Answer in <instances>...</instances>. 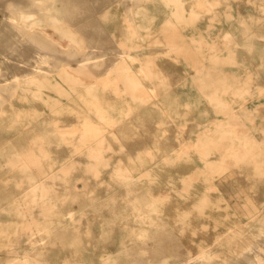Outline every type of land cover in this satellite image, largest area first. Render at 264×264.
Masks as SVG:
<instances>
[{"label": "rangeland", "instance_id": "1", "mask_svg": "<svg viewBox=\"0 0 264 264\" xmlns=\"http://www.w3.org/2000/svg\"><path fill=\"white\" fill-rule=\"evenodd\" d=\"M0 264H264V0H0Z\"/></svg>", "mask_w": 264, "mask_h": 264}]
</instances>
